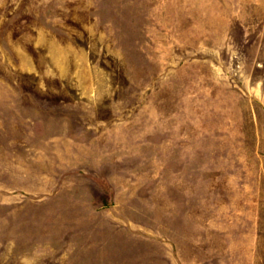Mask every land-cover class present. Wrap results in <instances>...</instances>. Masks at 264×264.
Returning a JSON list of instances; mask_svg holds the SVG:
<instances>
[{
    "label": "rangeland",
    "instance_id": "rangeland-1",
    "mask_svg": "<svg viewBox=\"0 0 264 264\" xmlns=\"http://www.w3.org/2000/svg\"><path fill=\"white\" fill-rule=\"evenodd\" d=\"M0 264H264V0H0Z\"/></svg>",
    "mask_w": 264,
    "mask_h": 264
}]
</instances>
